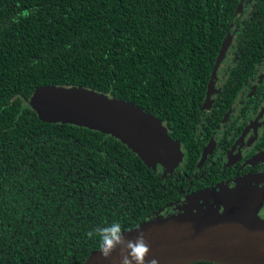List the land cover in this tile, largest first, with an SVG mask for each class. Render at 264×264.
<instances>
[{
	"label": "trees",
	"instance_id": "trees-1",
	"mask_svg": "<svg viewBox=\"0 0 264 264\" xmlns=\"http://www.w3.org/2000/svg\"><path fill=\"white\" fill-rule=\"evenodd\" d=\"M229 39L221 100L264 62V0H0V264H82L103 243L94 229L150 220L188 186L109 134L43 121L28 104L37 87L136 103L181 140L192 171L196 138L223 120L203 103Z\"/></svg>",
	"mask_w": 264,
	"mask_h": 264
},
{
	"label": "water",
	"instance_id": "water-1",
	"mask_svg": "<svg viewBox=\"0 0 264 264\" xmlns=\"http://www.w3.org/2000/svg\"><path fill=\"white\" fill-rule=\"evenodd\" d=\"M231 40L223 49L214 65L209 92L214 85L216 70ZM40 119L49 123L74 124L109 134L136 153L148 166L163 173L180 164L184 153L179 142L174 141L167 126L154 114L136 103L81 85H44L37 87L28 101ZM245 198L254 201L256 208L262 204L264 195ZM238 202L229 205L225 212L189 210L155 218L121 231L123 239L101 254V247L94 250L82 264H122L127 258L130 264H191L209 261L216 264H264V222L242 219L234 212ZM253 204V202H252ZM249 218V214L246 215ZM256 216L253 215L254 218ZM147 252L136 253L137 236Z\"/></svg>",
	"mask_w": 264,
	"mask_h": 264
},
{
	"label": "flooded vegetation",
	"instance_id": "flooded-vegetation-1",
	"mask_svg": "<svg viewBox=\"0 0 264 264\" xmlns=\"http://www.w3.org/2000/svg\"><path fill=\"white\" fill-rule=\"evenodd\" d=\"M236 29L235 26L234 31ZM232 43L231 40L230 44L232 45ZM226 52L216 70L214 85L209 92L212 69L203 103V110L206 109L205 114L208 111L212 115V108L217 105L220 107L219 110L225 109L223 120L217 125V129L211 130L206 139L204 136L202 137L204 138L202 142L196 138L198 160L192 171L188 159L189 150L178 139L171 136L168 129L169 136L179 142L184 156L180 164L164 174H169L172 171L182 173L187 177L189 184L185 190L180 191L178 198L165 203L153 212L154 217L151 219L158 214L168 215L181 212L182 208L189 204L200 210L225 212L229 210V205L233 200L232 193L240 189L238 183L242 182L243 189L248 188L250 193L258 194V196L264 195V89L262 93L256 92V86L260 82H264L262 80L264 62L262 60L259 62L258 79L254 78L253 71L245 81L237 77L234 83L240 85L239 91L234 93L230 90V93L225 94L224 99L221 100L228 78L225 79L219 71L223 72L227 68L225 60L228 55ZM230 60L232 61V58ZM231 87L237 88V85H231ZM218 100L221 101V104H218ZM154 170L163 174L159 169ZM189 172L190 175H188ZM195 182H199L201 185L200 187L196 185L192 189ZM237 212L242 219L264 222V200L259 208H256L254 201L243 199L234 208L233 213ZM247 214H249V218L246 217ZM253 215L256 217L251 218ZM197 262L216 264L209 261H196L191 264Z\"/></svg>",
	"mask_w": 264,
	"mask_h": 264
},
{
	"label": "clouds",
	"instance_id": "clouds-1",
	"mask_svg": "<svg viewBox=\"0 0 264 264\" xmlns=\"http://www.w3.org/2000/svg\"><path fill=\"white\" fill-rule=\"evenodd\" d=\"M100 236L101 241L103 242L101 247V254L107 256L109 254L110 249L115 245V243H119L123 239V235L121 233V225L119 222H112L110 224H106L98 229H94ZM143 236H137L136 242V253L143 254L147 252V246L142 243ZM122 264H130V261L125 258L122 261ZM137 264H142V256L137 257ZM152 264H156L155 261Z\"/></svg>",
	"mask_w": 264,
	"mask_h": 264
},
{
	"label": "rangeland",
	"instance_id": "rangeland-1",
	"mask_svg": "<svg viewBox=\"0 0 264 264\" xmlns=\"http://www.w3.org/2000/svg\"><path fill=\"white\" fill-rule=\"evenodd\" d=\"M231 45V44H230ZM229 49H230V47H229ZM228 49V50H229ZM230 58H231V55L229 56H227V59L225 60V63L226 64H229V63H231V60H230ZM157 168L161 171V170H163V166H161L160 164H157ZM238 187L240 188L239 190H240V192H247L248 193V190L247 189H243L242 187H243V182L242 183H238ZM239 191H236V192H233L232 193V195L231 196H233V200H232V202L230 203V205L233 203V202H235V203H237L238 201L235 199V198H237V199H245V198H247V197H249L250 195H246V194H243V193H240ZM191 206H193V205H191V204H189V205H186V206H184L183 208H182V211H185V209H189V210H198L199 208H197V207H191ZM185 208V209H184ZM258 208V207H257Z\"/></svg>",
	"mask_w": 264,
	"mask_h": 264
},
{
	"label": "bare ground",
	"instance_id": "bare-ground-1",
	"mask_svg": "<svg viewBox=\"0 0 264 264\" xmlns=\"http://www.w3.org/2000/svg\"><path fill=\"white\" fill-rule=\"evenodd\" d=\"M260 85V84H259ZM197 96V95H196ZM27 100V99H26ZM197 103V102H196ZM204 135V134H203ZM205 137V136H204ZM106 138V137H105ZM181 141V140H180ZM189 155V154H188ZM43 159V158H42ZM36 160V159H35ZM191 160V159H190ZM70 165V164H69ZM189 165V164H188ZM20 166V165H19ZM187 173V171H186ZM178 175V174H177ZM132 176V175H131ZM188 183V182H187ZM189 184V183H188ZM85 186V185H84ZM190 186V185H189ZM194 186V185H193ZM69 190V189H68ZM184 195V194H183ZM96 196V195H95ZM84 205V204H83ZM88 222V221H87ZM128 226V225H127Z\"/></svg>",
	"mask_w": 264,
	"mask_h": 264
}]
</instances>
